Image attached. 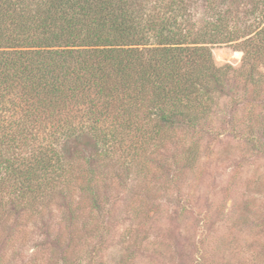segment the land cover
I'll use <instances>...</instances> for the list:
<instances>
[{"label": "trees", "instance_id": "trees-1", "mask_svg": "<svg viewBox=\"0 0 264 264\" xmlns=\"http://www.w3.org/2000/svg\"><path fill=\"white\" fill-rule=\"evenodd\" d=\"M199 6L0 0L1 209L11 205L35 222L56 198L67 200L72 242L74 202L99 208L100 184L121 171L145 178L147 156L176 138L169 128L211 124L223 95L246 108L235 135L255 139L264 126V8L256 3L257 22L242 26L233 8L206 19ZM217 43H233L242 65L218 66ZM232 79L240 80L233 93ZM189 149L187 164L196 160Z\"/></svg>", "mask_w": 264, "mask_h": 264}, {"label": "rangeland", "instance_id": "rangeland-1", "mask_svg": "<svg viewBox=\"0 0 264 264\" xmlns=\"http://www.w3.org/2000/svg\"><path fill=\"white\" fill-rule=\"evenodd\" d=\"M195 1L206 19L233 8L242 26L257 22L256 3L264 8V0ZM233 43L211 45L218 66L242 65ZM239 81H230L232 93ZM245 110L223 95L211 124L169 128L176 138L147 156L145 178L136 168L121 171L100 184L99 208L88 198L72 204L79 226L72 242L67 200L56 198L35 222L0 208V264H264V126L252 141L236 136Z\"/></svg>", "mask_w": 264, "mask_h": 264}]
</instances>
